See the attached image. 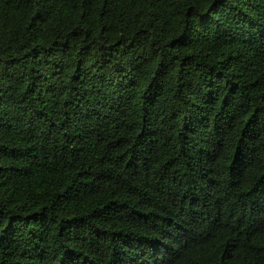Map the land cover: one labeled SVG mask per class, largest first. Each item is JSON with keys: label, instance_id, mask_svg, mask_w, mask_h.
I'll return each mask as SVG.
<instances>
[{"label": "trees", "instance_id": "16d2710c", "mask_svg": "<svg viewBox=\"0 0 264 264\" xmlns=\"http://www.w3.org/2000/svg\"><path fill=\"white\" fill-rule=\"evenodd\" d=\"M0 264H264V0H0Z\"/></svg>", "mask_w": 264, "mask_h": 264}]
</instances>
